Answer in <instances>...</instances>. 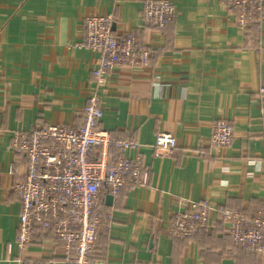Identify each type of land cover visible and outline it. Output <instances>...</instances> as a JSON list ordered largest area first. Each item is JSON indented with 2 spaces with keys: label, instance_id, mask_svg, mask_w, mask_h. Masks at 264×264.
Listing matches in <instances>:
<instances>
[{
  "label": "crops",
  "instance_id": "obj_1",
  "mask_svg": "<svg viewBox=\"0 0 264 264\" xmlns=\"http://www.w3.org/2000/svg\"><path fill=\"white\" fill-rule=\"evenodd\" d=\"M175 16L159 33L145 26L142 0H0V264H17L20 203L12 192L24 158L12 135L37 126L77 128L87 98L100 94V129L142 145L145 186L124 188L111 203L102 192L94 264H257L233 245L212 211L191 240L167 236L187 202L250 215L264 207V16L246 34L217 0H168ZM113 16V34L132 33L151 49L148 67L117 66L96 88L98 54L81 47L83 19ZM233 126L227 148H211L212 123ZM159 133L171 134V157H153ZM115 153L109 150L111 157ZM136 154L128 152V157ZM111 217V218H110ZM64 243L39 236L22 264H66ZM101 257L103 259H101Z\"/></svg>",
  "mask_w": 264,
  "mask_h": 264
},
{
  "label": "built area",
  "instance_id": "obj_2",
  "mask_svg": "<svg viewBox=\"0 0 264 264\" xmlns=\"http://www.w3.org/2000/svg\"><path fill=\"white\" fill-rule=\"evenodd\" d=\"M228 12L237 14V26L246 34L252 24L260 25L264 16V0H217ZM141 18L145 26L163 33L175 16V6L168 0H142ZM83 39L79 44L98 54L92 76L96 88L105 86L107 74L117 66L146 68L152 51L132 33L119 40L113 32V16L89 15L83 19ZM257 98L264 103V85ZM100 94L87 98L77 128L61 125L37 126L28 132L12 135L11 152L24 158V172L12 186L20 203L15 246V262L23 263L27 247L36 237L49 236L63 242L66 264H94L99 231L108 226L99 209L102 192L107 189L118 197L124 188L145 186L148 173L140 164L142 145L134 140L112 139L100 129L103 110ZM234 138L233 126L223 119L213 121L208 144L211 148H227ZM115 153L110 157L109 150ZM177 147L175 138L159 133L151 146L153 157H171ZM136 155L128 157V152ZM167 224V236L189 241L209 223L214 211L223 233L250 254L257 264H264V207L250 215L217 208L207 202H187ZM111 218V217H110Z\"/></svg>",
  "mask_w": 264,
  "mask_h": 264
},
{
  "label": "trees",
  "instance_id": "obj_3",
  "mask_svg": "<svg viewBox=\"0 0 264 264\" xmlns=\"http://www.w3.org/2000/svg\"><path fill=\"white\" fill-rule=\"evenodd\" d=\"M253 25H257V24H252L251 26H253ZM250 26V27H251ZM220 226V225H219ZM221 228V227H220ZM221 230H222V228H221ZM202 232V231H201ZM200 232V233H201ZM222 232H223V230H222ZM229 237V236H228ZM230 238V237H229ZM231 239V238H230ZM231 241H232V239H231ZM233 245H236V244H234V243H232ZM96 253H97V250H96V252L93 254V256L90 258V260L91 261H93V263H94V260L97 258V255H96ZM245 253V252H244ZM245 255H247L248 257H251V258H253L250 254H247V253H245ZM101 259H103L102 257H101ZM254 259V258H253Z\"/></svg>",
  "mask_w": 264,
  "mask_h": 264
},
{
  "label": "water",
  "instance_id": "obj_4",
  "mask_svg": "<svg viewBox=\"0 0 264 264\" xmlns=\"http://www.w3.org/2000/svg\"><path fill=\"white\" fill-rule=\"evenodd\" d=\"M112 199H113V197L111 195H108L107 198H106V200H107L108 203L109 202L111 203Z\"/></svg>",
  "mask_w": 264,
  "mask_h": 264
}]
</instances>
